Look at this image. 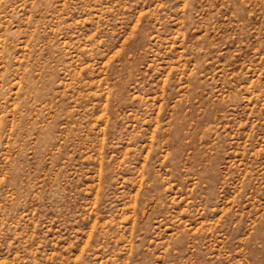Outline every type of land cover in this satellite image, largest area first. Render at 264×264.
I'll list each match as a JSON object with an SVG mask.
<instances>
[{
    "label": "rangeland",
    "instance_id": "374dc122",
    "mask_svg": "<svg viewBox=\"0 0 264 264\" xmlns=\"http://www.w3.org/2000/svg\"><path fill=\"white\" fill-rule=\"evenodd\" d=\"M0 264H264V0H0Z\"/></svg>",
    "mask_w": 264,
    "mask_h": 264
}]
</instances>
